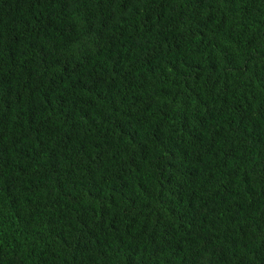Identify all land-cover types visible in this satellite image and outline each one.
I'll list each match as a JSON object with an SVG mask.
<instances>
[{
  "label": "trees",
  "instance_id": "obj_1",
  "mask_svg": "<svg viewBox=\"0 0 264 264\" xmlns=\"http://www.w3.org/2000/svg\"><path fill=\"white\" fill-rule=\"evenodd\" d=\"M0 264H264V0H0Z\"/></svg>",
  "mask_w": 264,
  "mask_h": 264
}]
</instances>
